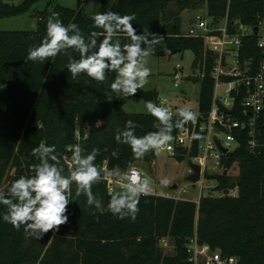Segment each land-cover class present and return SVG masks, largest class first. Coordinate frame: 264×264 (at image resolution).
<instances>
[{
    "label": "trees",
    "instance_id": "1",
    "mask_svg": "<svg viewBox=\"0 0 264 264\" xmlns=\"http://www.w3.org/2000/svg\"><path fill=\"white\" fill-rule=\"evenodd\" d=\"M40 1L47 4L35 13V30H0V188L31 174V166L39 162L31 153L40 144H54L65 166V156L71 157L70 146L79 143L88 152L100 150L97 167L106 162L109 169L123 170L138 159L128 145L115 141L116 131L128 120L137 125V136L157 130L155 117L123 109L131 97L157 100L156 91L140 88L135 95L122 93L124 97H120L109 87L114 79L111 74L104 82L83 74L74 79L65 68L69 56L79 58L73 49L45 62L26 59L27 49L45 36L46 22L52 15L65 25L76 23L86 36L102 31L93 25L94 14L81 0L75 8L56 4L51 11L48 9L54 0H0V20L23 15ZM171 1L101 0L97 13L111 10L122 16L134 15L132 23L138 32L150 31L161 37L151 54L193 50L194 68L205 73L199 78L198 100L199 112L205 114L213 94L210 72L214 56L210 51L205 53L201 37L180 33L181 12L205 3L206 16L217 22L227 16L229 21L239 20L252 27L261 22L264 30V0H177V10L169 9ZM242 44L243 58L254 64L264 58V44L259 46L255 33L243 37ZM177 118L173 115L174 121ZM263 121L264 114L259 127ZM179 129L174 128L173 137ZM245 134L241 132L239 146L223 159L225 167L238 169L237 175H209L217 181L215 190L237 186L236 196L202 195L196 203L142 195L139 212L132 220L118 219L107 211L101 214L87 206L82 195L68 205V223L58 226L59 231L49 230L42 239L27 235L23 227L17 230L0 221V264H186L185 245L194 234L200 242L237 256L240 264H264V127L260 129V142L252 150L247 147ZM113 151L118 157L112 156ZM155 159L154 150L140 160L151 163ZM176 160L184 157L179 155ZM92 191L106 207L112 195L107 192L106 181L94 184ZM162 239L173 245V253L164 252Z\"/></svg>",
    "mask_w": 264,
    "mask_h": 264
},
{
    "label": "clouds",
    "instance_id": "2",
    "mask_svg": "<svg viewBox=\"0 0 264 264\" xmlns=\"http://www.w3.org/2000/svg\"><path fill=\"white\" fill-rule=\"evenodd\" d=\"M134 19V15L122 16L111 10L95 13L91 20L102 31H93L86 36L76 23L65 25L57 15H52L47 19L45 36L27 49L26 59L45 62L73 49L79 58L69 56L65 68L74 79L83 74L104 82L111 74L114 79L109 82V87L113 92L135 95L148 83L151 69L147 58L161 42V37L150 31L138 32L132 23ZM145 109L156 118V131L137 136V125L128 120L114 136L117 143L129 146L136 159L164 147L173 140L174 128L197 119L189 107L178 108L175 121L168 107L146 101ZM69 151L71 158L65 166L54 144H40L32 150L31 155L39 162L31 166V174L21 175L6 188H0V206H3L0 221L17 230L23 227L27 235L42 239L49 230L59 231L58 226L68 223V205L82 195L86 197L87 206L101 214L107 211L118 219H136L141 196L152 190V178L137 168L122 173L118 167H97L98 148L88 152L76 143ZM112 156L118 157V152L113 151ZM118 176L123 178L124 190L113 193L105 207L102 198L93 193V185ZM159 183L167 186L169 180L163 177Z\"/></svg>",
    "mask_w": 264,
    "mask_h": 264
},
{
    "label": "built area",
    "instance_id": "3",
    "mask_svg": "<svg viewBox=\"0 0 264 264\" xmlns=\"http://www.w3.org/2000/svg\"><path fill=\"white\" fill-rule=\"evenodd\" d=\"M191 9L189 10L193 13V17L190 18L191 26L188 31L183 30L182 21L180 33L186 36L201 37L205 53L210 51L214 56L210 72L213 79L211 105L205 114H201L197 106V110H193L197 115L196 121H190L180 127L172 141L155 150V156L166 151L176 160L177 156L182 155L184 160L196 163L201 167L200 177L194 186L198 185L201 190L207 187L206 195L236 196L237 186L225 190H215L217 181L210 178L209 175H237L238 169L237 172L231 173L234 168L225 167L223 159L239 146L238 137L242 131H246L248 149H254L260 142V129L264 127V121L259 127V120L264 114V58L254 64L243 58L241 52L242 39L250 33H255L259 37V46L264 44L263 24L260 22L256 27H252L239 20L229 21L227 16L217 22L206 16L205 7L194 8L192 11ZM204 74L201 71L197 74L194 69L190 74H187L178 64L173 73L174 86L179 87L182 78H203ZM181 92H185V90L182 89ZM157 101L158 105L168 107L173 115L177 114L176 110L167 102V98L158 96ZM217 141L220 147L227 150L225 153L221 151ZM262 144L264 146V143ZM194 148L196 152L192 153ZM70 158V156H65L66 164ZM105 165L107 166L106 162L101 167ZM131 168H137L147 174L134 162L120 171L126 173ZM192 172L189 167L188 174ZM122 179V176L113 179L105 178L107 192L109 194L122 192L124 190ZM152 181V190L146 195L179 199L169 193L160 192L156 180L152 178ZM207 181H210L211 184L207 185ZM202 195L204 194L201 193L195 200L196 203L199 202ZM164 240L168 239H162L161 242ZM185 255L186 264H240L237 256L224 254L220 249L200 242L196 234L188 239L185 245Z\"/></svg>",
    "mask_w": 264,
    "mask_h": 264
},
{
    "label": "rangeland",
    "instance_id": "4",
    "mask_svg": "<svg viewBox=\"0 0 264 264\" xmlns=\"http://www.w3.org/2000/svg\"><path fill=\"white\" fill-rule=\"evenodd\" d=\"M12 1L15 3L19 0H3ZM87 10L95 14L99 11L102 4L101 0H81ZM47 1H40L36 3L27 13L14 16L8 19L0 20V30H35L37 27L35 13L37 10H43L46 8ZM59 4L68 8H75L77 0H54L49 6V11L53 10L54 6ZM170 10H177L179 3L177 0H173L169 3ZM205 3H196L186 8L182 14V28L185 31L189 30L191 26V17L193 13L188 11L190 8H204ZM148 67L151 69V75L148 77V83L141 89L152 90L158 93V96L167 98V102L173 109L177 110L182 107H189L192 110H197L198 100L201 91V81L199 78H182L179 82V87L174 86L173 73L176 69V65H180L183 71L190 74L193 69L199 74L200 71L194 68L195 53L191 49L183 51L167 52L165 56H158L151 54L148 58ZM185 92H181V90ZM120 97H124L122 93ZM158 104L157 100H151ZM146 100L139 97H131L126 99L123 109L128 113H147L145 109ZM135 165L139 166L146 171L157 182V188L160 192L169 193L172 196L182 199L196 200L201 193L206 195L207 187L200 189L198 185L193 186L189 181L185 180L188 175V161H178L174 159V156H170L166 151L158 153L155 161L151 163H145L138 159ZM234 170L231 173L237 172V168L234 166ZM167 177L169 184L167 186L160 185L161 178ZM176 184L175 189H170L171 185ZM207 185L211 184L210 181L206 182ZM214 184V182H212ZM165 253H173L174 247L168 240L161 242Z\"/></svg>",
    "mask_w": 264,
    "mask_h": 264
},
{
    "label": "water",
    "instance_id": "5",
    "mask_svg": "<svg viewBox=\"0 0 264 264\" xmlns=\"http://www.w3.org/2000/svg\"><path fill=\"white\" fill-rule=\"evenodd\" d=\"M167 54V51L166 50H160V51H158L157 53H156V55H158V56H165ZM217 144L219 145V147H220V144L218 143V141H217ZM220 149H221V151L223 152V153H225L227 150L225 149V148H222V147H220ZM188 165H189V167L192 169V173H190V174H188L186 177H185V180L186 181H189V182H191L192 183V185L194 186L195 185V182L199 179V177H200V169H201V167H200V165H198V164H196V163H193V162H191V161H188ZM177 187V185L176 184H174V185H171L170 186V189H175ZM225 193L227 194V191H225Z\"/></svg>",
    "mask_w": 264,
    "mask_h": 264
},
{
    "label": "crops",
    "instance_id": "6",
    "mask_svg": "<svg viewBox=\"0 0 264 264\" xmlns=\"http://www.w3.org/2000/svg\"><path fill=\"white\" fill-rule=\"evenodd\" d=\"M19 1H22V0H19Z\"/></svg>",
    "mask_w": 264,
    "mask_h": 264
}]
</instances>
